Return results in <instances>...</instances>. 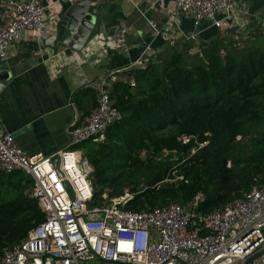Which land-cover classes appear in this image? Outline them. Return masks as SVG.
Masks as SVG:
<instances>
[{
  "label": "built area",
  "instance_id": "1",
  "mask_svg": "<svg viewBox=\"0 0 264 264\" xmlns=\"http://www.w3.org/2000/svg\"><path fill=\"white\" fill-rule=\"evenodd\" d=\"M142 3L144 9L138 12L152 34L161 36L169 47L189 43L188 54L197 55L203 50L201 20L220 28L234 8V0ZM46 7L36 0H0V68L11 67L8 49L26 31L33 34L35 56L42 57L60 24L59 13L46 12ZM151 11L164 13V20L158 23L152 19L148 16ZM181 16L191 17L190 32L181 28ZM260 26L264 30V17ZM132 30L133 26L122 28L120 35ZM155 52L147 44L126 67L99 76L96 104L82 121L69 125L67 148L50 156L29 155L10 133L0 130V173L20 171L27 175L32 180L30 196L45 214L22 240L3 251L0 264H264V183L211 211L201 210L205 200L202 191L184 204L170 202L139 212L125 207L134 194L130 188L105 204H92V167L76 147L104 140L106 128L121 116L110 97L112 82L125 80L134 87V76L125 72L145 69ZM123 73L126 75L120 76ZM179 139L189 141L186 135ZM56 156L57 165L53 162Z\"/></svg>",
  "mask_w": 264,
  "mask_h": 264
},
{
  "label": "trees",
  "instance_id": "2",
  "mask_svg": "<svg viewBox=\"0 0 264 264\" xmlns=\"http://www.w3.org/2000/svg\"><path fill=\"white\" fill-rule=\"evenodd\" d=\"M240 41L213 40L201 56L181 43L165 46L145 69L125 72L134 87L112 82L121 116L103 141L77 146L92 167V204L130 188L125 207L139 212L202 191L201 210L211 211L264 183V47ZM31 184L23 172L0 173V257L44 219Z\"/></svg>",
  "mask_w": 264,
  "mask_h": 264
},
{
  "label": "crops",
  "instance_id": "3",
  "mask_svg": "<svg viewBox=\"0 0 264 264\" xmlns=\"http://www.w3.org/2000/svg\"><path fill=\"white\" fill-rule=\"evenodd\" d=\"M36 1L47 6L46 12L59 13L58 32L48 39L42 57L33 52L31 31L10 45L11 67L33 63L6 84H0V130L10 133L26 154L50 156L69 146V125L74 120L82 121L95 105L100 75L126 67L147 44L156 50L149 56L154 61L163 53L165 43L161 36L149 31L140 16L142 0H90L99 10L97 20L90 38L77 52L64 44L62 24L65 8L76 0ZM148 16L158 23L164 20L162 12L151 11ZM263 17L264 0H234L233 12L222 27L201 20L200 45L205 49L213 40H219L230 47L231 41L247 40L264 47V30L260 26ZM128 26L134 30L122 37L120 30ZM180 26L190 32L191 17L181 16ZM87 90L94 91V100Z\"/></svg>",
  "mask_w": 264,
  "mask_h": 264
},
{
  "label": "water",
  "instance_id": "4",
  "mask_svg": "<svg viewBox=\"0 0 264 264\" xmlns=\"http://www.w3.org/2000/svg\"><path fill=\"white\" fill-rule=\"evenodd\" d=\"M64 8V7H63ZM99 10L91 5L90 0H76L65 8L63 20V41L75 51H80L90 38ZM24 65H17L9 69L0 68V84H6L11 77H15L22 72V68L28 69L32 61ZM122 114V113H120ZM54 164L57 165L58 157H54Z\"/></svg>",
  "mask_w": 264,
  "mask_h": 264
},
{
  "label": "rangeland",
  "instance_id": "5",
  "mask_svg": "<svg viewBox=\"0 0 264 264\" xmlns=\"http://www.w3.org/2000/svg\"><path fill=\"white\" fill-rule=\"evenodd\" d=\"M129 7H130V5H129ZM202 52V51H201ZM202 54V53H201ZM201 54H200V56H201ZM118 75H116L115 77H117ZM144 157V156H143Z\"/></svg>",
  "mask_w": 264,
  "mask_h": 264
}]
</instances>
